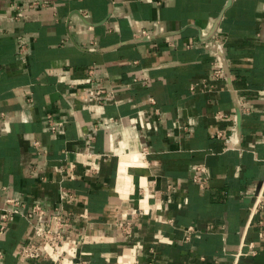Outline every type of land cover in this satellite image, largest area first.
Segmentation results:
<instances>
[{
    "label": "crops",
    "instance_id": "obj_1",
    "mask_svg": "<svg viewBox=\"0 0 264 264\" xmlns=\"http://www.w3.org/2000/svg\"><path fill=\"white\" fill-rule=\"evenodd\" d=\"M7 198L0 264H53L36 204L62 264H264V0H0Z\"/></svg>",
    "mask_w": 264,
    "mask_h": 264
},
{
    "label": "built area",
    "instance_id": "obj_2",
    "mask_svg": "<svg viewBox=\"0 0 264 264\" xmlns=\"http://www.w3.org/2000/svg\"><path fill=\"white\" fill-rule=\"evenodd\" d=\"M151 36L145 31H139L133 37L134 42H145L149 41ZM211 53L215 56V69L212 72L213 78H221L223 76V70L225 65H227V59L223 54V50L220 46H216L214 51ZM47 121L51 131H56V129L60 126V123L54 121L51 117H47ZM238 128V115L234 117V125L231 128V134L226 139L228 142L232 141V136L237 132ZM193 169V181L198 183L200 186H204V182H206V177L199 174L204 173V169L200 166H194ZM67 197L66 194L61 196L62 199ZM6 203L10 206L9 208H3L0 211V220L2 222L0 226V232L2 233L6 228V223H10L14 220L15 216H18L20 213L18 209H16L18 202L15 199L7 198ZM45 214L44 210L39 205H34L27 214L28 220L31 222L34 228V238L36 240H40L43 242L41 248L37 246L35 243H30L21 248L20 255L23 259H38L40 257L47 256L51 259L53 264H62L63 262V251L58 250L62 246V241L60 240L59 232L55 233L48 224H45L40 217ZM38 217V219L34 222V218ZM69 216L64 215L62 211H58L54 217V225H62V223H66L69 221ZM185 240H189L191 236L199 237L200 232L196 231L193 227H189L186 229ZM76 264H87L85 261H77Z\"/></svg>",
    "mask_w": 264,
    "mask_h": 264
}]
</instances>
